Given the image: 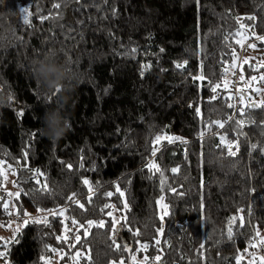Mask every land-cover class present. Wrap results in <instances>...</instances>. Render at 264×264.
<instances>
[{
  "label": "trees",
  "instance_id": "obj_1",
  "mask_svg": "<svg viewBox=\"0 0 264 264\" xmlns=\"http://www.w3.org/2000/svg\"><path fill=\"white\" fill-rule=\"evenodd\" d=\"M54 3L61 7L54 8ZM250 15L256 19L237 21ZM45 16L50 18L42 20ZM241 23L264 35V0H0V93L15 97L14 103L0 106V161L17 172L13 180L22 194L13 202L33 218L42 215L38 209L58 208H66L69 217L67 221L49 217L51 227L24 226L12 243L0 247L8 252L6 261L1 258L3 264H43L41 256L53 261L59 258L48 250L53 247L65 254L60 264H74L72 256L87 250L90 261L82 257L79 264L120 259L143 264L145 256L147 264H236L238 255L243 256L241 264H248L252 257L245 249L255 230L264 236V108H246L240 116L239 97L229 100L221 89L222 98L210 100L208 86V81L221 80L222 61H231L223 37L229 36L232 43L230 34L244 31ZM250 42L264 49L259 41ZM50 49L75 75L66 81L74 91L61 109L71 128L55 142L43 134L42 117L60 102L57 96L43 95L30 68L34 58ZM185 60L184 69L175 67ZM201 64L203 82L193 79ZM243 74L246 79L259 76L264 68L257 72L244 65ZM229 103L235 107H227ZM20 110L25 113L22 118L17 115ZM237 120L245 121L243 128L237 127ZM211 121L227 122L223 128L213 125L207 130ZM156 135L180 137L187 143L163 140L153 157ZM221 136L227 142L238 141L235 157L227 155ZM152 160L166 177L163 191L160 174L145 167ZM66 164L73 165L72 170ZM172 168L179 172L173 174ZM35 170L44 176L33 178ZM85 178L94 189L91 204L82 183ZM36 179L47 183L49 191H37ZM117 185L124 197L116 192ZM107 192L114 194L107 197ZM72 193L86 211L67 199ZM162 195L170 212L163 221L156 203ZM0 196H6L3 188ZM124 200L130 211L122 213ZM105 204L116 208L105 212L113 211L117 218L126 215L128 225L140 230L139 236L127 226L118 232L117 241L131 252L110 247L107 227L90 229L86 239L81 233V243L71 246L75 234L71 218L80 223L109 221L100 211ZM232 216H243L244 227L237 219L229 240ZM0 218L4 225L10 220L2 208ZM65 224L69 239L61 243L56 237L65 234ZM158 228L163 229L162 236H157ZM141 244L148 245L146 251ZM248 252L264 256V248ZM156 256L161 257L159 262Z\"/></svg>",
  "mask_w": 264,
  "mask_h": 264
},
{
  "label": "snow or ice",
  "instance_id": "obj_2",
  "mask_svg": "<svg viewBox=\"0 0 264 264\" xmlns=\"http://www.w3.org/2000/svg\"><path fill=\"white\" fill-rule=\"evenodd\" d=\"M198 2H199V0H197V3ZM53 7L56 9H59L61 7V5L59 3H54ZM25 11H27V10H25ZM113 11H115V10H113ZM28 15H30V13L25 15V18H24V22L26 24H30V21L28 19ZM49 18L50 17L45 16V17H42L41 19L45 20V19H49ZM245 18L249 19V20H253V21L256 19V17L254 15H250L247 17H237V21L240 22L242 19H245ZM240 28L243 29L244 31L237 30V32L235 34H230V35H232V43H228L229 36L223 37V41L225 42V47L230 49L228 55L230 56L231 61H230V63L228 61H222L223 75H222L221 80L217 83H212L211 81H208V86L210 87V90L213 93V96L210 97V100H216V99L222 98L219 95V90H221V89L223 91L227 92V98L229 100L232 99L234 96H238L239 97V103L242 105V107H240L238 109V113L240 116H244L246 108H264V100L257 102V101H252L250 97H247L248 102L245 103V100H246L245 88L235 87L236 81L230 82L227 79V76L229 74H231L234 77H236L238 75L239 83L247 85L251 91L256 92V93L264 92V89L251 87V85L256 81L264 82V74H260L259 76H251L247 79L243 74V66L244 65H248L249 67H252L253 70L257 71V72H259V69L264 68V57L257 58L256 56H246V57L242 58L240 55V52H242V51H249V50L256 51L258 49V45L256 43H250L248 41L254 39L256 41H259L261 44H264V35H257L254 32V30H252L253 26H251V25H244L243 23H241ZM233 45H235V46H233ZM133 51H135V49H133ZM160 51L163 52L164 50L160 49ZM253 61H258V64L253 65V63H252ZM186 65H187V61L185 60L183 62L176 63L175 67L177 69H184L186 67ZM146 67H150V65H147ZM202 69H203V64H201L200 74L196 77H193V79L195 81L203 82L206 80V77L203 75ZM143 74H144V72L141 71V76H143ZM232 88H235L234 92L230 90ZM59 91H60V89H57L55 91V93L52 94V96H56L59 93ZM14 102H15V97L9 96L8 103H14ZM227 107L234 108L235 105L229 103L227 105ZM195 111H196L197 115L201 116V118H202L200 108H196ZM24 114L25 113L23 110H20L17 113V115L21 118L24 116ZM228 119L232 120L233 117L229 116ZM226 122L227 121H211L207 125H205V128L207 130H210L213 125H215L219 128H223L225 126ZM236 124H237L238 128H243L245 121L244 120H237ZM204 134H205V132L202 131L200 133V137L203 138ZM163 140H167L168 143H175L177 141H179L180 143H184V144L187 143V141L183 140L180 137L156 135L153 138V142H152L153 147H152L151 155L153 157L156 156L157 152L160 150L158 146L161 144V142ZM220 140H221V144H223L228 149V152H227L228 156L235 157L238 154V151H239L238 141L227 142L226 137H224V136H221ZM219 146L220 145H218V147ZM233 148H235V151H233ZM252 148L255 150L257 148V145L253 144ZM261 151L264 152V149H261ZM27 155H28V153H27V151H25L24 156L27 157ZM65 167L69 170H72L73 165L66 164ZM79 167L83 168L84 164L81 162ZM145 167L153 175H155L156 173L160 174V177H161L160 183L162 186L161 191H163L164 190L163 185L166 183V177L164 176V172L161 170L160 166L154 160H152L148 164H146ZM9 172H11V174L13 176L17 175V172L12 168L11 165H7V167L5 168L4 162L0 161V188H3V190L6 192L5 197H0V208H2L4 214H6L8 217H13V216L20 217L22 215L23 217H25V219H23V225L24 226H27L30 223H34L37 225H43L46 227H51L49 217L59 216V217H63V219L65 221H67L69 219V217L65 215V213L67 212L66 208L38 209V211L42 215L35 217V218L31 217L29 213L23 212L22 209H18L15 206L12 198H14L16 201H18L21 197L22 190L16 191V192H11V191H7L6 187H4V185H6L8 182ZM171 172L173 174H176L179 172V168H172ZM42 176H44V173L39 171V170H35L33 173V178L42 177ZM82 183L85 186H87V188H88L89 196L86 199H87V203L91 204L92 194L94 192V189L92 188L91 182L88 179H86V178L83 179ZM12 184L14 187H19L17 180H13ZM36 184L40 186L37 189V191H40L42 193H46L49 191L47 183H41V181L39 179H36ZM170 191H172L173 193H176L175 188H170ZM116 192L119 194L120 197H124V195H125V193L120 190L119 185L116 186ZM113 194H114L113 192H107L105 195L107 197H111ZM24 195H27V193H24ZM67 199L69 201L73 202L74 204H76L81 210H84V211L87 210L85 207V204L76 198V193H72L70 196L67 197ZM163 201H164L163 195L160 196L159 199L156 201V203L163 210V214L160 215V217H159V219L161 221H163L166 216L170 215V212L168 211L169 206H168V204L164 203ZM122 203H123V209H120L119 211H121L122 213H124L126 211H130V208L128 206L127 201L124 200V201H122ZM105 209H112L113 211H115L116 210L115 205L105 204L103 206V208L100 209V211L102 213H104V215H106L110 218L109 221H105V220L101 219L99 221L87 220L84 223H80L75 218H71V224L75 227V234L72 238L74 243L71 245L72 247H75L77 244L81 243V233L83 235V238L86 239L90 235V229H92L94 227L100 228V229H105L107 227L109 230V240L111 241L110 247L113 250H115V251H121L122 250L125 252H131L132 251L126 244L121 245L117 241L118 232H119V230H121L122 228L127 226L128 231L132 232V234L134 236H139L141 234L140 230L139 229L134 230L131 228V226L128 225V220H127L126 215H122L121 217L117 218L113 214V211L105 212L104 211ZM239 211L243 212V209H240ZM237 219H239V221H240L238 226L244 227V217L243 216H240V217L232 216V217H230L228 227H227V236H228L229 240H231L233 238V224L237 221ZM0 227H7V228L11 229L13 231L14 235L20 233V230H21L20 226H16L15 228H13V221H11V220H9L6 225H0ZM69 231H70V229L65 224L64 225V233L65 234L64 235H58L56 237V239L58 241H60L61 243L68 242L69 238L67 236V233ZM156 231H157V236L163 235V229L162 228H158ZM0 241H4L5 248L9 243L13 242V241L5 240V238H3V237H0ZM155 244L159 245L160 239L156 238ZM140 247H141V250L146 251L148 248V245L147 244H141ZM203 247L204 246L201 245V248H203ZM249 248H264V236H261V233L258 229L255 230V236L250 241L248 248L245 249V253H247L248 255H250L252 257V259L248 261V264H256L257 261H259V264H264V256H256L252 253H249L248 252ZM48 250L50 252H52L53 254L59 256L60 259H64V257H65L64 253L58 252L57 249L54 247L50 248ZM7 256H8V252L6 250L0 251V258H4L6 261ZM82 257L84 259L90 261V259H91L90 250H87L86 252L77 251L75 253V255L72 256V260H73L74 264H79V260ZM242 258H243L242 255H238L236 257V264H241ZM40 259L43 261V264H52L51 259L48 257L41 256ZM131 259L133 261H135L136 256L133 254ZM148 259L149 258L147 256H145L143 258V264H147ZM160 260H161L160 256L155 257V261L159 262ZM112 264H125V261L123 259H120V260L113 261Z\"/></svg>",
  "mask_w": 264,
  "mask_h": 264
},
{
  "label": "clouds",
  "instance_id": "obj_3",
  "mask_svg": "<svg viewBox=\"0 0 264 264\" xmlns=\"http://www.w3.org/2000/svg\"><path fill=\"white\" fill-rule=\"evenodd\" d=\"M31 75L40 86L43 95L53 94L60 89L56 95L60 102V107L48 111L42 117L43 134L52 141H59L70 130L71 125L68 115L61 111L71 99L70 93L74 91V85L66 81L74 80V73L69 71L66 62L61 61L55 49H50L42 56H38L31 61ZM9 97L0 93V106L8 101Z\"/></svg>",
  "mask_w": 264,
  "mask_h": 264
},
{
  "label": "rangeland",
  "instance_id": "obj_4",
  "mask_svg": "<svg viewBox=\"0 0 264 264\" xmlns=\"http://www.w3.org/2000/svg\"><path fill=\"white\" fill-rule=\"evenodd\" d=\"M248 42H250V41H248ZM250 43H253V42H250ZM246 56H256L257 58L264 57V49L258 47V49L256 51H252V50L242 51L241 57L243 58ZM252 63L257 65L258 61H253ZM232 78H233V76L231 74H229L228 80L230 82L232 81ZM251 87L264 89V82L256 81L251 85ZM243 88H245L246 99H247V97H250L252 101H257V102L264 100V92H261V93L253 92L245 84H243ZM13 179H14V176L11 174V172H9L8 182L6 185H4V187H6V189H7V191H11V192L17 191L16 187H14L12 184ZM166 186H167V182L164 184V187H166ZM0 221H2L1 218H0ZM0 225H4V223H0ZM16 226H20V228L22 229L24 227L23 221H13V228H15ZM16 235L17 234L14 235V233L11 229H9L7 227H0V237L5 238V240L13 241L14 238L16 237ZM3 244H4V241H0V247ZM0 251H2V249H0ZM0 264H3L1 258H0ZM52 264H60L59 258H56L55 260H53Z\"/></svg>",
  "mask_w": 264,
  "mask_h": 264
},
{
  "label": "built area",
  "instance_id": "obj_5",
  "mask_svg": "<svg viewBox=\"0 0 264 264\" xmlns=\"http://www.w3.org/2000/svg\"><path fill=\"white\" fill-rule=\"evenodd\" d=\"M232 81H236L235 87H243V84L239 83V81H238V75L236 77L233 76ZM233 89L235 91V88H233ZM236 97H238V96H236ZM8 219L13 220V221H23V219H25V218L13 216V217H8ZM69 243H71V242L69 241Z\"/></svg>",
  "mask_w": 264,
  "mask_h": 264
}]
</instances>
